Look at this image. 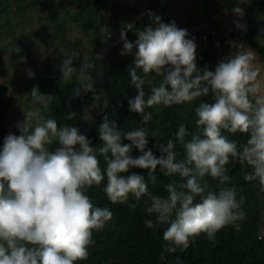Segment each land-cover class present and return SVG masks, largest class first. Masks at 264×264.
<instances>
[{"label": "clouds", "instance_id": "9594fccd", "mask_svg": "<svg viewBox=\"0 0 264 264\" xmlns=\"http://www.w3.org/2000/svg\"><path fill=\"white\" fill-rule=\"evenodd\" d=\"M245 2L238 0L232 8L236 17H243L240 4ZM147 15L151 23L134 28L135 41L126 34L133 29L132 22H124L120 29L121 55L133 56L128 72L136 94L128 97L129 111L140 114L146 124L152 119L146 109L154 105L191 102L211 92L212 102L201 101L195 108L197 130L186 139L189 132L181 123L174 133L176 140L154 145L157 156L147 148L149 134L144 127L123 131L115 119L104 115L97 128L102 144L96 148L75 124L58 126L55 118H45L39 109L23 112L24 119L16 125L20 134L10 132L0 144V264H75L86 259L88 246L94 243L93 230L102 229L113 216L109 207L93 204L87 187L99 185L106 177L103 191L112 203L123 204L130 194L139 201L148 193V181L144 174L129 172L134 167L147 169L152 183H156L158 165L163 175L183 178L179 184L164 185L166 196L149 193L151 204L145 209L155 214L157 225H168L163 232L167 252L186 249L200 233L213 239L223 226L240 229L246 218L245 197H238L237 188L227 185L226 165L231 158L250 166L244 179L264 187V84L257 79L259 69L252 63V53L235 42L231 43L237 51L214 70L198 67L197 44L187 29L163 21L151 10ZM234 23L238 29L246 27L240 20ZM78 55L61 59L63 79L84 78L89 70H96L97 64L90 61L77 69L73 61ZM150 73L160 77L158 84L146 80ZM26 74L35 76L31 69ZM92 86V80L82 79L78 91ZM29 93L33 103L44 108L53 100L52 94L42 93L36 85ZM76 115V111L67 112L68 119ZM224 129L247 133L248 138L238 147L235 139L222 134ZM123 139L130 143H122ZM53 141L58 146L50 150ZM177 143L184 150L179 160ZM133 147L140 155H130ZM97 152L106 162L103 169ZM206 175L223 186L209 190ZM144 224L151 228L153 220L146 219Z\"/></svg>", "mask_w": 264, "mask_h": 264}, {"label": "trees", "instance_id": "16d2710c", "mask_svg": "<svg viewBox=\"0 0 264 264\" xmlns=\"http://www.w3.org/2000/svg\"><path fill=\"white\" fill-rule=\"evenodd\" d=\"M76 9L73 12L65 10L63 15H59L54 8L50 15L52 23L55 26L53 34L54 40H61L66 35L70 25H75L77 29L93 32L95 36V51L92 63H96V54L101 46L100 16L101 12L109 5L110 0H69ZM206 12L204 24L215 25L219 27L220 17L218 0H199ZM8 4L0 0V14L6 12ZM22 9L24 7H21ZM152 12L159 14L163 21L171 22L161 0H151L150 8ZM137 15L134 8L129 7L125 2L117 4L112 10V18L109 22V33L114 40L120 37V29L118 20L122 19L123 23L132 21ZM264 16V1H255L246 9L247 26L242 33L227 32L221 30V43L223 48L232 46L231 42L247 41L249 45L259 54L264 63V44H262L257 36L260 33V21L258 16ZM106 17L102 18L101 25L106 24ZM151 23L147 15L134 28H143ZM195 23H191V27ZM132 29L127 38L135 41L137 38L135 29ZM197 48L196 63L198 67L207 66L209 70H214L219 62L216 55V43L212 34L199 32L192 36ZM122 43L116 47L106 61V85L107 97L101 99L102 107L106 101H109L108 111L102 116L96 118L93 123V129L89 139L94 147L98 148L102 141L98 135V125L104 115L110 119L117 121L118 127L123 131H130L135 128L144 127L149 136L147 137V148H151L153 153L160 155L154 145L165 143L169 138L176 140L174 133L183 123L188 129L190 138L192 132L197 130L195 123L197 116L195 108L201 101L212 102V94L209 92L194 99L191 102L173 104L171 106H152L146 111L152 112V119L146 124L142 122L141 115L130 112L128 108V97L136 94V89L130 84L129 66L133 61L132 55H121ZM74 66L78 69L76 64ZM34 77H26L22 79L24 91L29 95L32 101L30 90L34 85L45 94H52L53 100L47 108L35 103L41 114L45 118H55L58 126L60 124L76 125L79 127L84 118V107L81 102L80 92L81 77L74 75L70 80L61 77L59 64L44 65L34 71ZM95 74L92 69L90 76L86 80H91ZM138 74L143 75L142 70L138 69ZM160 77L150 73L146 80H151L152 84H158ZM146 95L150 92L148 83L144 85ZM101 90L97 87L92 90L87 97V104L91 105L100 95ZM33 102V101H32ZM12 102L0 98V144L3 143V137L10 133L7 122L10 115ZM69 110L76 111L77 115L72 119L67 118ZM222 134L228 139H235L238 147L246 142L247 133L239 131L233 133L228 130H222ZM19 135V134H17ZM122 143H130L123 139ZM57 143L53 141L49 145L50 150L57 147ZM178 153L177 159H183V146L176 144ZM133 157L140 155L135 147L130 153ZM100 167H106V162L102 154L97 152ZM227 174L230 180L228 186L237 188V196L243 195L245 200L242 208L246 213V218L241 222V227L237 231L234 226L226 225L217 230L213 239H208L204 233H200L195 237L186 249L177 248L175 252L169 253L165 250L168 243L163 238V232L167 228V224L157 225L155 214H149L145 211L146 207L151 204L149 195L166 196L167 192L165 184L176 182L181 183L183 178L178 174L163 175L159 172V165L155 173L157 180L152 183L148 179L147 169L131 168L129 172H137L144 174L148 181V193L142 195L139 201L130 194L127 202L112 203L107 194L103 191V187L107 182V178L101 181L99 185H91L87 187L86 194L90 197L94 205L107 206L113 213L112 219L107 221L105 226L99 231L93 230L94 243L88 246V256L86 259L77 260L75 264H264V239L260 237V220L261 205L259 199V182L244 179L246 172L251 171V167L241 164L238 160L232 161L226 165ZM127 174V173H125ZM204 180L208 183L209 190L217 191L220 185L217 179L206 175ZM264 191V187H263ZM198 199V198H197ZM129 204L135 205L130 207ZM146 219L153 220V227H146L144 221ZM179 257V260H177Z\"/></svg>", "mask_w": 264, "mask_h": 264}, {"label": "rangeland", "instance_id": "374dc122", "mask_svg": "<svg viewBox=\"0 0 264 264\" xmlns=\"http://www.w3.org/2000/svg\"><path fill=\"white\" fill-rule=\"evenodd\" d=\"M145 0H135L143 4ZM173 12L178 17L182 28L190 29L194 26H203L206 12L199 0H167ZM259 0H246L240 4L244 15L236 17L232 8L238 0H218L221 30L242 33L234 23L240 20L247 26L246 9ZM264 1V0H260ZM8 4L6 12L0 14V98L12 102L7 126L11 133L20 134L16 127L24 119V113L29 109L38 107L29 100V95L24 91L22 79L28 77L27 70L35 71L44 65L60 64L64 55L74 56V63L80 67L83 61H92L95 51V36L93 32H86L70 25L66 35L61 40H54L55 26L51 20L52 10L55 8L59 15L65 10L73 12L76 6L69 0H3ZM21 7H24L23 9ZM112 16L110 17V19ZM260 33L257 39L264 44V16H258ZM119 26L123 20H118ZM247 51L252 53V63L259 69L257 79L264 84V63L259 54L247 41H239ZM225 58L234 54L237 49L233 46L223 48ZM89 70L86 79L90 76ZM264 92V88L261 89Z\"/></svg>", "mask_w": 264, "mask_h": 264}, {"label": "water", "instance_id": "95a60500", "mask_svg": "<svg viewBox=\"0 0 264 264\" xmlns=\"http://www.w3.org/2000/svg\"><path fill=\"white\" fill-rule=\"evenodd\" d=\"M163 6L167 12L168 17L171 21H174L176 25L182 28L180 21L176 14L173 12L167 0H161ZM125 2L129 7L134 8L137 11V15L131 21L133 24V28L137 26L139 22H141L146 16L150 8L151 0H145L143 4H138L135 0H110L109 5L106 9L101 12L100 16V31H101V46L96 54V64L97 68L95 70V74L93 76L92 83L93 86L88 88L87 91L81 89L80 98L84 107V118L79 125V129L81 132L86 134L87 138L90 137V134L93 129L94 120L108 111L109 101H106L104 107L101 105V99L107 97V85H106V61L109 56V53L112 52L116 47H118L122 40L120 37L116 40L112 38V35L109 33V22L110 17L112 15L113 8L119 4ZM106 17V24L101 25L102 18ZM132 29L127 30V36ZM188 35L192 36L196 33L203 32L212 34L216 43V55L218 57L219 62L225 59L223 46L221 43V34L220 28L215 25L204 24L203 26H193L190 29H187ZM99 88L101 90L100 95L96 98V100L88 105L86 100L89 96L90 92L95 88ZM259 199L261 205V220H260V237L264 239V191L263 187L259 184Z\"/></svg>", "mask_w": 264, "mask_h": 264}]
</instances>
